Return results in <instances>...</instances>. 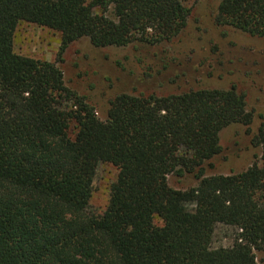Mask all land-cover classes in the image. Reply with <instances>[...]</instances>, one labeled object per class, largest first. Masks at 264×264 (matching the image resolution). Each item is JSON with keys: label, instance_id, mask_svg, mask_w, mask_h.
<instances>
[{"label": "trees", "instance_id": "obj_1", "mask_svg": "<svg viewBox=\"0 0 264 264\" xmlns=\"http://www.w3.org/2000/svg\"><path fill=\"white\" fill-rule=\"evenodd\" d=\"M189 17L181 0H0V264H257L264 112L251 140L259 161L207 176L220 133L253 123L234 87L122 94L102 121L55 64L13 52L21 22L59 33L61 62L80 39L96 49L170 43ZM215 23L264 40V0H221ZM102 164L118 174L96 215L88 208ZM169 176L197 184L174 190ZM218 226L235 231L230 247L212 249Z\"/></svg>", "mask_w": 264, "mask_h": 264}, {"label": "rangeland", "instance_id": "obj_2", "mask_svg": "<svg viewBox=\"0 0 264 264\" xmlns=\"http://www.w3.org/2000/svg\"><path fill=\"white\" fill-rule=\"evenodd\" d=\"M220 1L181 0L190 10V17L186 28L170 43L96 49L87 39H80L67 48L58 62L61 35L21 22L13 35V52L55 64L66 87L85 98L102 121L106 119L109 102L122 94L161 98L198 90L228 91L234 87L245 96L253 123L249 128L232 125L220 133L222 152L213 159V168L206 175L239 174L260 157V149L253 147L251 140L259 126V115L264 112V40L218 27L215 15ZM117 174L111 165L98 166L88 208L91 213L103 214ZM167 181L170 188L180 191L197 184L192 176H169ZM155 223L161 225L159 220ZM234 234L233 229L218 226L212 249L230 247ZM255 256L257 264H264V252Z\"/></svg>", "mask_w": 264, "mask_h": 264}]
</instances>
